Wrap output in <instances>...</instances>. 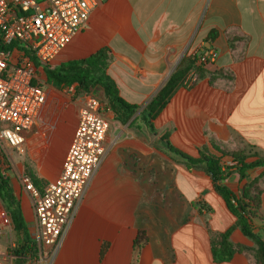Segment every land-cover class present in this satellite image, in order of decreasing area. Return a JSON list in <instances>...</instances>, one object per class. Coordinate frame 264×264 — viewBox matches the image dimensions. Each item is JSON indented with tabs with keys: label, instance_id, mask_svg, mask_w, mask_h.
Returning <instances> with one entry per match:
<instances>
[{
	"label": "crops",
	"instance_id": "1",
	"mask_svg": "<svg viewBox=\"0 0 264 264\" xmlns=\"http://www.w3.org/2000/svg\"><path fill=\"white\" fill-rule=\"evenodd\" d=\"M103 48L110 50L108 74L121 97L139 109L126 124L112 111L107 115L104 158L57 254L48 262L45 247L38 264H257L256 243L236 225L215 181L202 167L190 168L169 152L164 136L192 158H219L226 172L221 184L238 198L257 181L261 200L254 225L264 240V169L248 170L241 179L237 166H227L237 165L228 155L233 153L246 162L264 159V0H106L51 66ZM204 49L218 56L199 65L192 54ZM184 62L197 81L175 92L152 121V131L141 112ZM41 70L47 102L19 157L44 187L62 171L78 124L79 96L63 107ZM69 116L71 124L64 127ZM14 178L25 221L36 232L31 198ZM8 222L0 203V225ZM230 229L234 253L216 262L212 241ZM140 234L146 240L137 244ZM0 244L6 253L8 245Z\"/></svg>",
	"mask_w": 264,
	"mask_h": 264
},
{
	"label": "built area",
	"instance_id": "2",
	"mask_svg": "<svg viewBox=\"0 0 264 264\" xmlns=\"http://www.w3.org/2000/svg\"><path fill=\"white\" fill-rule=\"evenodd\" d=\"M105 1L45 0L41 4L37 0H0L1 42L5 47L26 45L39 62L51 65L85 26L91 12ZM192 55L196 63L205 65L218 53L204 49ZM47 98L26 51L20 47L0 50V145L20 150ZM77 101L78 124L59 177L39 189L27 173L18 175V182L31 198L39 243L50 248L52 258L107 150L110 108L94 93L81 94ZM227 166L232 168L236 163L231 161ZM7 225H0V235ZM14 259L8 249L0 252V264H14Z\"/></svg>",
	"mask_w": 264,
	"mask_h": 264
},
{
	"label": "trees",
	"instance_id": "3",
	"mask_svg": "<svg viewBox=\"0 0 264 264\" xmlns=\"http://www.w3.org/2000/svg\"><path fill=\"white\" fill-rule=\"evenodd\" d=\"M15 47L24 49L36 68H41L44 71L48 85L60 90L75 86V96L91 94L94 93L96 88H101L105 98L104 103L113 112L114 118L122 124L128 123L137 113L139 107L128 103L121 97L117 84L108 74L111 61L108 48L100 49L85 59L70 60L53 67L39 62L30 50L25 49L20 44L14 43L11 47H5L0 39V50L6 49L9 51ZM189 70L190 68L185 67V62L182 63L141 112V117L144 119L145 124L152 131H155L152 121L168 105L175 92L182 86L191 87L197 81L194 75H188ZM164 138L166 139V148L169 152L180 156L190 168L202 167L212 177L216 183V191L225 199L230 211L236 216V225L241 228L248 238L256 243L257 264H264V240L256 232L254 225V219L258 218L255 208L260 204L261 200L260 192L256 186L257 181L255 180L250 184L249 190L244 193V198H238L234 192L221 184L226 177V172L222 170L219 158L206 154H201L200 158H192L172 146L167 136H164ZM228 155L237 162L236 169L241 179L245 178L248 170L264 169L263 158L253 162H246V157L243 154L233 153ZM3 164L0 163V203L10 216L16 233V246L8 249V252L14 256V264H37L40 258L38 244L28 228L21 202L14 192L10 177L6 174V170L2 168ZM28 175L32 178L37 188L43 189L34 175ZM262 176H264V171ZM251 189L253 191L252 195L249 192ZM232 230L230 229L224 233L219 242L212 241V254L216 262L225 261L234 253L233 246L229 240ZM145 240V236L140 234L136 239V243L139 244ZM104 253L105 247L102 249L101 254L103 255Z\"/></svg>",
	"mask_w": 264,
	"mask_h": 264
},
{
	"label": "rangeland",
	"instance_id": "4",
	"mask_svg": "<svg viewBox=\"0 0 264 264\" xmlns=\"http://www.w3.org/2000/svg\"><path fill=\"white\" fill-rule=\"evenodd\" d=\"M22 46L25 47L26 45H22ZM41 73H42V76H44V78H45V74L42 70H41ZM51 88H52L51 94L54 96L56 101H58V103L61 104L63 107L69 103H73V101H76L75 100L76 88H73L72 90L70 88H65V89H61V90L53 88V87H51ZM94 94L96 96H98L100 99H102L103 101L105 100L101 88H99V87L96 88L94 90ZM68 119L69 120L65 119L64 127H67V126L69 127V125L71 124L70 123L71 122V116H69ZM23 146H22V148H23ZM13 154H16V158H15L16 160H14L12 158ZM21 155H22V153L20 152L19 149H10L9 147H5L3 145H0V163H4L2 165V168L6 170V174L8 175V177H13V178L15 177L14 179L17 182V188L23 192L24 190L22 189L20 183L18 182V176L16 175L15 172L18 171L19 174L22 172L27 173V172H29V170H28L26 164L23 162L22 158L19 157ZM4 211H6V210L4 209ZM9 221L10 222H8V225L6 226L4 233L2 235H0V243L7 244L8 249L16 246V233L14 231L10 216H9ZM32 236H33L34 240L37 242L38 247H39V251H40L39 252L40 258L37 261V264H38L41 257H43L45 254V247H43L39 243L36 232H33ZM1 248H2V244H0V249ZM48 253H49L48 262H50L52 260V257L50 256L51 255L50 251Z\"/></svg>",
	"mask_w": 264,
	"mask_h": 264
}]
</instances>
